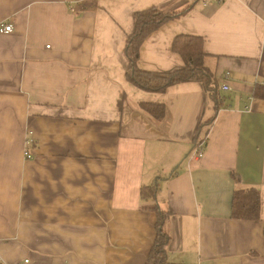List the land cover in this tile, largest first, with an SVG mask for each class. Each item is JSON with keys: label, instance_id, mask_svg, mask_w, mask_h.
<instances>
[{"label": "crops", "instance_id": "crops-1", "mask_svg": "<svg viewBox=\"0 0 264 264\" xmlns=\"http://www.w3.org/2000/svg\"><path fill=\"white\" fill-rule=\"evenodd\" d=\"M151 7L186 10L145 37L137 67L179 69L173 40L199 36L216 99L198 81L127 79L135 14ZM0 22L13 25L0 31L1 260L145 264L156 206L165 264H264V0H0ZM249 189L259 219L233 218Z\"/></svg>", "mask_w": 264, "mask_h": 264}, {"label": "trees", "instance_id": "trees-1", "mask_svg": "<svg viewBox=\"0 0 264 264\" xmlns=\"http://www.w3.org/2000/svg\"><path fill=\"white\" fill-rule=\"evenodd\" d=\"M185 10L186 8L179 12L167 13L156 7H151L135 14V30L129 37L126 48L128 59L127 79L138 88L152 92H163L168 86L180 82L198 81L202 83L205 91L216 99V82L213 73L204 63L206 55L202 50V39L199 36L181 34L173 40L172 50L183 59V67L166 72L145 71L137 67L139 47L145 37L170 19L179 17ZM263 91L264 86L257 87L254 94L255 96L264 97ZM143 108L156 118L162 117L164 113L163 106L157 104H144ZM141 196L151 198L153 188H143ZM152 209L157 214V230L145 264H165L168 237L162 233L160 228L164 214L156 206H153ZM259 211L260 196L257 190L235 191L232 200L233 218L255 221L259 219Z\"/></svg>", "mask_w": 264, "mask_h": 264}, {"label": "built area", "instance_id": "built-area-1", "mask_svg": "<svg viewBox=\"0 0 264 264\" xmlns=\"http://www.w3.org/2000/svg\"><path fill=\"white\" fill-rule=\"evenodd\" d=\"M218 2H220L221 0H217ZM69 10L72 12L74 11L75 9V6H74V3H70L69 4ZM0 31L1 32H4V33H10L13 31V25L11 23H4V22H0ZM230 78V72H226L225 73V79H228ZM221 89L223 91H227L229 90V86L226 82H223L222 85H221ZM203 149H204V142L201 141V142H198L195 144L194 148H193V154L196 156V157H201L202 154H203ZM25 153V158L29 159L31 157V154L30 152L27 150L24 152ZM29 263V260L28 259H24L20 262H15V263H11V264H28ZM0 264H9V263H6L4 262L3 260H1L0 258Z\"/></svg>", "mask_w": 264, "mask_h": 264}]
</instances>
